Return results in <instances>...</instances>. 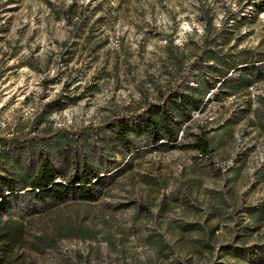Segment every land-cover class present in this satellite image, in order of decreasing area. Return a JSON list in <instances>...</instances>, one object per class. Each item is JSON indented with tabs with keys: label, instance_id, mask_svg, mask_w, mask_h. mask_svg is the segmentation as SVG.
Masks as SVG:
<instances>
[{
	"label": "rangeland",
	"instance_id": "1",
	"mask_svg": "<svg viewBox=\"0 0 264 264\" xmlns=\"http://www.w3.org/2000/svg\"><path fill=\"white\" fill-rule=\"evenodd\" d=\"M213 83L174 146L116 145L110 122ZM61 137L95 198L3 190L0 264H264V0H0V156L31 169Z\"/></svg>",
	"mask_w": 264,
	"mask_h": 264
},
{
	"label": "trees",
	"instance_id": "2",
	"mask_svg": "<svg viewBox=\"0 0 264 264\" xmlns=\"http://www.w3.org/2000/svg\"><path fill=\"white\" fill-rule=\"evenodd\" d=\"M252 1V0H250ZM72 10L71 5L68 10ZM71 14L68 15L70 17ZM80 23L77 24V27ZM210 54V53H209ZM215 87L213 83L212 86H202L200 91H197L194 87H189L185 92H180L176 94L175 102L178 104L166 105L161 103V101L149 103V105L144 109L143 118L139 119V122H125L119 127L117 132L113 123H109V128L116 133V139L118 140V146H123L130 152V142L128 140V134L143 135L147 140L155 146H159V142L166 139L169 143L167 147H172L178 140V132L173 129L176 124L175 116H180L185 119L190 116L188 108L199 109L200 101L208 95L209 92ZM62 100H55L51 102L47 109V113H39L36 118V127L47 122V116L55 110H61L64 104L61 103ZM175 114V115H174ZM177 114V115H176ZM141 117V116H140ZM130 115L125 117L129 121ZM51 126L48 125L46 128L47 133H51ZM23 137L25 140H31L26 133ZM29 137V138H28ZM14 139L17 137H13ZM19 139V138H18ZM20 140V139H19ZM65 139L63 137L57 139L56 141L46 142V151L50 156H43L39 154L40 161L33 168H27L21 163H16L14 160L8 158V156H0V161L3 162L6 167L7 172L14 175L13 178L8 179L4 177L2 182V191L0 190V198L2 203H0V214L6 209L9 201L7 196L4 195L3 190H10L11 193L16 191L17 187L25 189L28 186L32 187L34 196L45 201L60 202L67 198H79L85 201L93 200L95 198V187L100 184L101 178L97 171H95L92 166L85 164V166H78L75 173H70L68 170L60 169L57 160H54L52 155L58 157V153L65 148ZM115 144H113L112 149ZM107 148V146H106ZM129 154V153H128ZM82 169V170H81ZM58 178H64L67 181H58Z\"/></svg>",
	"mask_w": 264,
	"mask_h": 264
}]
</instances>
